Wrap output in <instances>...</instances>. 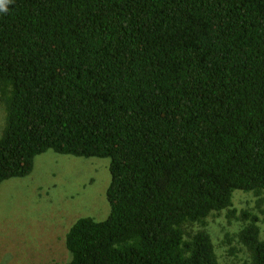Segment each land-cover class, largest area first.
I'll return each mask as SVG.
<instances>
[{
    "label": "trees",
    "instance_id": "obj_1",
    "mask_svg": "<svg viewBox=\"0 0 264 264\" xmlns=\"http://www.w3.org/2000/svg\"><path fill=\"white\" fill-rule=\"evenodd\" d=\"M0 102V184L48 150L110 158L66 264H223L221 215L227 264H264V0H12Z\"/></svg>",
    "mask_w": 264,
    "mask_h": 264
},
{
    "label": "rangeland",
    "instance_id": "obj_2",
    "mask_svg": "<svg viewBox=\"0 0 264 264\" xmlns=\"http://www.w3.org/2000/svg\"><path fill=\"white\" fill-rule=\"evenodd\" d=\"M7 107L0 102V138L8 124ZM109 166L108 157H80L48 150L35 157L30 174L4 180L0 184V264L70 261L72 253L67 248L66 236L74 223L82 217L101 221L110 213ZM234 194L239 209L252 206L258 211L253 194L242 190ZM260 216L264 217V213L260 212ZM228 222L221 215L209 219L208 226L215 239L225 240L222 245L214 242L223 264L239 259L234 255L226 257L235 243H227L225 233L233 232Z\"/></svg>",
    "mask_w": 264,
    "mask_h": 264
},
{
    "label": "clouds",
    "instance_id": "obj_3",
    "mask_svg": "<svg viewBox=\"0 0 264 264\" xmlns=\"http://www.w3.org/2000/svg\"><path fill=\"white\" fill-rule=\"evenodd\" d=\"M12 0H0V13H7Z\"/></svg>",
    "mask_w": 264,
    "mask_h": 264
}]
</instances>
